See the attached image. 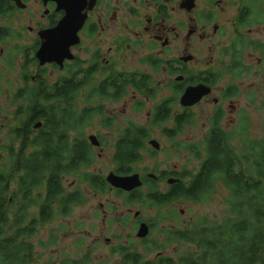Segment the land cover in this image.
Instances as JSON below:
<instances>
[{
	"label": "trees",
	"instance_id": "trees-1",
	"mask_svg": "<svg viewBox=\"0 0 264 264\" xmlns=\"http://www.w3.org/2000/svg\"><path fill=\"white\" fill-rule=\"evenodd\" d=\"M262 23L264 0H245L236 19L235 38L222 50L228 56L225 70L230 76L237 77L244 68L242 56L248 48L258 45L264 50V45L257 44L242 31ZM222 73L219 70L212 74L208 84L216 86ZM198 74L191 73L183 82H176L171 87L174 94L154 104L149 126L128 121L120 130L113 144L115 173H135L147 154L156 153L149 146L153 128L169 124L162 133L175 141L194 124L191 108L177 110L174 105L185 86L202 82L203 72ZM126 75V81L112 93L107 90L114 89L115 76L112 84L99 90L81 91V85L68 83L61 91L16 94V99L29 102L32 120L42 121V125L34 131L31 125L21 123L20 129L15 127L14 131L20 138L10 139L11 144L0 149V162L5 158L3 153H7L6 161L0 165V264H36L38 253L32 238L49 223L69 218L75 207L88 201L82 184L92 193L104 194L112 189L119 197L124 196L127 205L140 204L145 210H158L155 219L146 220L150 226L147 237L132 238L112 247L111 254L119 256V261L112 264H264V138L243 139L239 151L235 145L236 134L221 125V108L214 112L202 147L184 144L197 159H202L195 173L182 169L163 171L157 178L146 174L142 187L125 192L113 189L105 175L90 171L97 156L85 129L96 117L103 116L105 110L103 104L93 102L96 99L117 101L128 94V86L150 99L161 92V86L157 83L153 86L149 76ZM222 94L226 98L237 97L239 88L231 83ZM82 96L84 101L80 102ZM144 106V101L136 103L137 108ZM103 123L104 127L112 128L111 118L104 119ZM171 176L178 180L160 189L159 182ZM69 178L76 181L72 189L66 186ZM219 184L230 194L226 200L229 216L220 222L200 218L186 228L162 227L161 223L176 217L174 210L162 212L163 208L178 200L204 203L210 200ZM12 185L16 187L13 192ZM157 228L163 237L161 240L151 238ZM139 243L144 250H140ZM173 243L184 245L176 257L166 254ZM154 252L157 253L152 260H147ZM88 262L87 255L80 264Z\"/></svg>",
	"mask_w": 264,
	"mask_h": 264
},
{
	"label": "rangeland",
	"instance_id": "rangeland-1",
	"mask_svg": "<svg viewBox=\"0 0 264 264\" xmlns=\"http://www.w3.org/2000/svg\"><path fill=\"white\" fill-rule=\"evenodd\" d=\"M244 1L221 0L218 3L216 0H200L198 2L195 15L201 14L203 10L204 19L205 14L211 12L215 20H217L215 23L219 24L220 28L217 34H212L211 25L209 29V33L212 34L211 38L203 42L196 38L192 39L191 48L188 52L194 54L195 62L191 64V73L198 74L203 71V59L214 60L210 67L223 71L222 80L217 86H214L212 95L208 100L201 99L199 103L191 107L194 113V124L188 126L184 133L175 141L168 139L162 133V129L169 124L153 128L151 139L158 140L160 148L154 155L147 154L144 161L137 167L136 172L143 176L148 173L158 176L163 171H181L182 169L195 173L199 169L202 159H197L190 149L185 148L184 144H190V146L199 144L200 147L203 146L202 140L211 126L212 113L216 107L213 103V98L223 96L219 89L231 83L238 86L239 95L233 98H226L222 102L221 105L224 111L221 125L226 130L236 134L235 145L237 149L240 148L239 151L242 148L243 139L259 140L264 138V69H262L264 63L262 62L259 68L253 67V70L250 67L252 66L251 64L258 63L256 62L258 58H264V50L248 48L242 56L244 68L240 70V74L237 77H232L226 73L225 63L228 61V56L222 53L223 48L229 46L230 42L235 38L238 8L243 5ZM242 31L250 39H256L259 43L264 44L263 24L256 25L253 28H246ZM175 47L176 50H173L170 55L179 57L183 52L184 46L177 42ZM147 56L146 51L140 52L137 56H129L122 63L123 66L119 67L125 70L147 69L149 70L148 72H151L150 68L143 63V59ZM155 78L159 82L167 79L160 72L155 73ZM169 88L161 86V92L157 94V97L146 101L143 108L136 107V99H140V97H137L132 91L120 101L113 103L104 102L105 110L103 116L96 117L93 124L85 129L87 139L90 135H95L100 142L98 146H94L97 157L94 164L90 167V171L106 176L110 171L114 170L112 162L113 144L120 134V130L127 126L128 121L149 126L154 104L172 94ZM83 98L82 96L80 102L84 101ZM93 103L103 104V101L96 99V102ZM3 106L6 107L3 109ZM179 106V102L174 105L177 110ZM14 109L15 107L10 105L7 94L0 93V149L1 146L4 147L9 143L11 144L9 138L12 135L8 134V129L10 126L19 123L20 118L14 116V112L11 111ZM111 115L115 116L112 128H106L102 125L104 124L103 121ZM9 121L12 122L9 124ZM239 131L243 132L238 133ZM3 155L5 158L2 159L0 165L6 161L7 153H3ZM167 179L159 182L160 189L164 190L170 185L167 183ZM75 185L76 181L72 180V178L66 181V186L69 189H72ZM81 186L88 194V201L84 205L75 207L73 214L69 218H60L49 223L32 238L38 253L36 264H80L87 255L89 256L87 264L117 263L119 256L111 254L112 247L132 238L140 240L136 235L139 228V222L136 224V221L147 222L148 218L155 219L158 214V210H145L142 206H139L140 204L127 205L124 196L119 197L112 189L101 194L90 192L86 184ZM15 188V185H12L11 191L13 192ZM229 197L228 190L219 184L210 200L204 203L178 200L161 210L162 212H167L172 209L175 211L176 216L167 222L161 223L162 227L186 228L200 218L203 221L220 222L227 215L229 216L226 204V200ZM137 211L140 212L139 217H135V212ZM161 224H159V228ZM151 238L163 239L159 235L158 228L151 235ZM41 243L45 244V247ZM139 247L140 250H144L140 243ZM183 247L184 245L181 247L180 244L173 243L166 250V254L176 257L178 251H182ZM156 253L154 252L147 257V260H152Z\"/></svg>",
	"mask_w": 264,
	"mask_h": 264
},
{
	"label": "flooded vegetation",
	"instance_id": "flooded-vegetation-1",
	"mask_svg": "<svg viewBox=\"0 0 264 264\" xmlns=\"http://www.w3.org/2000/svg\"><path fill=\"white\" fill-rule=\"evenodd\" d=\"M185 1L86 0V6L82 10L86 17L78 31L79 42L69 48L74 57L61 62L46 61L41 64L38 52L42 48L54 54L63 48L62 23L65 10L62 8V0H0V93L7 94L10 105L15 107L11 111L14 116L20 118L18 124L9 127L8 134L12 135L9 139L20 138L14 131L16 128L20 129L21 123L31 125V130L34 131L41 127H36L37 123L41 122L42 125V121L32 120L28 110L29 102L16 99L17 93L61 91L70 83L81 85V91L99 90L112 84V76H115L114 89L107 90L112 93L126 81V74H130L149 76L153 86L155 83L168 86L173 95L171 87L191 75V64L195 62V56L188 51L192 39L203 42L210 39L213 33L217 34L220 28L211 12L206 13L204 19L203 10L201 14L195 15L200 0H194L193 8L187 7ZM216 1L220 3L221 0ZM240 10L241 7L238 8V14ZM211 25L212 34L209 33ZM177 42L184 46L179 57L170 55L176 50ZM250 49L259 48L255 45ZM142 51L147 52L148 56L143 59V63L151 72L147 69L125 70L119 67L123 66L122 63L129 56H137ZM256 62L258 63L249 65L252 70L253 67L259 68L261 63H264V58L260 57ZM212 63L214 60L203 59V71L199 72H203L202 83L207 85L212 79V74L218 72L215 67H210ZM158 72L167 79L159 82L155 78V73ZM179 77L181 79H177ZM227 86L219 89L221 93ZM211 88L213 92L214 87ZM130 91L140 97L135 103L152 100L147 95H141L134 87L128 86V94L117 101L128 96ZM212 92L202 100H208ZM225 99L224 96L213 98L216 105L214 112L218 108L223 110L221 104ZM179 100L180 97L178 102ZM104 102L116 101L103 100V105ZM5 107L3 106V109ZM181 108L191 107L180 105L179 109ZM114 117L109 116L112 121L115 120ZM11 122L9 121V124Z\"/></svg>",
	"mask_w": 264,
	"mask_h": 264
},
{
	"label": "water",
	"instance_id": "water-1",
	"mask_svg": "<svg viewBox=\"0 0 264 264\" xmlns=\"http://www.w3.org/2000/svg\"><path fill=\"white\" fill-rule=\"evenodd\" d=\"M185 5L189 8H193L195 6V2L194 0H186ZM85 6L86 0H62V8L65 10V16L62 23V30L64 31L63 48L55 54L52 51L42 48L38 52L41 64L46 61L61 62L64 59H72L74 57L69 48L72 44L79 42L78 31L85 21L86 15L82 14V10ZM177 79H181V77ZM211 92V86L205 83L199 82L197 84H189L185 87L182 95L180 96V105L183 107H192L199 103L205 95H208ZM35 126H41V122L37 123ZM88 139L93 146H98L100 143L95 135H90ZM149 144L156 149L160 148V143L156 139H151ZM148 176L151 178L155 177L152 173H149ZM106 180L112 188L121 189L125 192H131L143 185L142 175L138 172L120 175L110 171L106 176ZM174 181H177V179H168V183L170 184ZM138 215L139 212H136L135 216ZM149 230L148 224L146 222H141L137 231V237H146L150 233Z\"/></svg>",
	"mask_w": 264,
	"mask_h": 264
},
{
	"label": "bare ground",
	"instance_id": "bare-ground-1",
	"mask_svg": "<svg viewBox=\"0 0 264 264\" xmlns=\"http://www.w3.org/2000/svg\"><path fill=\"white\" fill-rule=\"evenodd\" d=\"M150 140H151V139H150ZM150 140H149V141H150ZM149 145H150V144H149ZM152 147H153V146H152ZM153 148H154V147H153ZM155 149H156V148H155ZM156 150H159V149H156ZM113 172H114V171H113ZM154 175H155V174H154ZM106 176H107V175H106ZM156 177H157V176L155 175L154 178H156ZM169 178L177 179V178H175V177H169ZM169 178H168V179H169ZM168 179H167V183H168ZM177 180H178V179H177ZM175 182H176V181H174V182L171 183V184H174ZM168 184H170V183H168ZM171 184H170V185H171ZM137 212H139V211H137ZM135 213H136V212H135ZM139 216H140V212H139V215H138V216H135V217H139ZM137 222H139V225H140L141 222H145V221H140V220H138ZM146 223H147V222H146ZM147 224H148V223H147ZM148 226H149V224H148ZM149 229H150V226H149ZM149 232H150V230H149ZM136 235H137V234H136ZM148 235H149V234H148ZM148 235H147V236H148ZM147 236H146V237H147ZM138 238H139V237H138ZM144 238H145V237H144ZM139 239H141V238H139Z\"/></svg>",
	"mask_w": 264,
	"mask_h": 264
}]
</instances>
